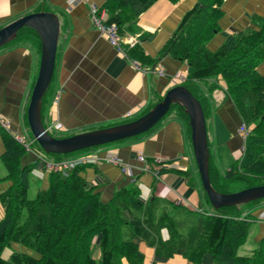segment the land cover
Segmentation results:
<instances>
[{"label": "trees", "instance_id": "1", "mask_svg": "<svg viewBox=\"0 0 264 264\" xmlns=\"http://www.w3.org/2000/svg\"><path fill=\"white\" fill-rule=\"evenodd\" d=\"M153 1L105 0L100 6L105 11L103 22L115 24L125 54L141 65L154 66L155 60L165 54L185 61L189 70L180 84L199 100L205 119L209 108L205 92L217 87V78H221L224 98L232 102L250 130L240 156L223 173L214 170L209 156L210 183L219 192L264 184V73L256 69L264 60V11L253 13L248 26L226 32L221 45L211 51L206 44L218 30L224 0H196L157 56L150 58L136 42L129 45L123 37L134 29L139 14ZM18 41L36 44L40 51L39 37L30 27H21L3 46ZM49 92L50 83L42 96L41 114ZM161 98L155 95L148 109ZM170 114L183 119L190 133L188 117L178 104H171L156 124ZM1 128L4 150L0 161L6 172L0 178V183H5L0 189V264H123V259L128 264H141L134 237L153 247L157 256L179 254L192 264H264V234L249 253H238L250 232L251 210L264 198L246 203L248 206L208 212L154 194L143 201L133 180L102 200L96 187L80 175L85 165L73 168L67 176L58 172L44 175L47 185L29 197L30 177L38 162L33 158L24 161L26 148ZM50 155L59 159L62 154ZM162 229L167 231L165 239ZM95 237L98 258L91 254ZM5 250L9 251L6 257ZM205 253L211 256L209 263L202 259Z\"/></svg>", "mask_w": 264, "mask_h": 264}, {"label": "crops", "instance_id": "2", "mask_svg": "<svg viewBox=\"0 0 264 264\" xmlns=\"http://www.w3.org/2000/svg\"><path fill=\"white\" fill-rule=\"evenodd\" d=\"M94 1L101 6L105 0ZM195 1L154 0L139 14L134 29L123 37V42L133 39L145 55L155 58ZM262 1L264 4V0H224V15L217 22L218 30L207 41V48L214 51L221 45L223 31L248 26L253 13L264 11V7L260 12L256 5ZM40 10L54 12L59 18L50 92L41 114L46 126L52 122L61 124L63 129L51 131L53 134L67 136L131 120L148 109L155 95L162 96L168 88L180 84L173 77L177 71L188 73L185 61L168 54L155 60L164 67V76L144 73L134 67L110 44L90 18L87 4L81 0H0V27L18 16ZM40 52L41 43L40 51L36 44L32 46L22 41L0 47V116L8 121L12 133L28 138L33 136L27 122V106ZM256 69L264 73V60ZM211 91L204 90L209 100L206 116L208 147L214 170L223 173L242 152L243 140L237 130L241 120L228 98L214 101ZM3 150L0 132V154ZM108 150L128 165L127 172L104 161L87 164L80 170V175L96 187L102 200L109 199L116 189L134 180L143 201L154 194L192 209L214 210L201 185L190 133L180 117L170 114L133 138L92 148L99 156ZM139 153L148 158L158 156L173 165H161L157 175L140 171V163L136 160ZM32 158V154L26 153L23 160L28 162ZM5 172L4 166L0 168V178ZM33 175L38 178L41 188L47 185L44 175L34 172ZM4 186L5 183H0V189ZM251 214L250 231L257 241L264 234V202L255 205ZM161 236L167 237L166 229L161 230ZM133 240L142 255L141 264H192L179 254L157 256L153 247L137 237ZM91 249L92 256L98 258L97 237L93 239ZM202 259L209 263L211 256L205 253ZM123 264L128 262L123 259Z\"/></svg>", "mask_w": 264, "mask_h": 264}, {"label": "water", "instance_id": "3", "mask_svg": "<svg viewBox=\"0 0 264 264\" xmlns=\"http://www.w3.org/2000/svg\"><path fill=\"white\" fill-rule=\"evenodd\" d=\"M23 26L32 28L41 43L38 71L27 106V122L33 138L43 151L68 154L137 136L151 129L174 103L180 105L188 117L193 157L210 205L214 209H219L264 198V184L252 185L232 192H219L212 187L209 178L210 153L206 119L199 100L182 84L168 88L158 102L131 120L62 137L50 134L41 119V100L53 74L59 18L54 12L46 10L18 16L0 27V47L14 39ZM225 33L222 32L223 35Z\"/></svg>", "mask_w": 264, "mask_h": 264}, {"label": "built area", "instance_id": "4", "mask_svg": "<svg viewBox=\"0 0 264 264\" xmlns=\"http://www.w3.org/2000/svg\"><path fill=\"white\" fill-rule=\"evenodd\" d=\"M81 1L87 4L90 18L98 26L101 32L105 34L110 44L114 45L118 51L122 52V54H124L127 57L120 43L121 38L117 34L115 24L113 23L104 24L103 22L105 18L104 9L100 8V6L94 0H81ZM127 43H129V45H133L135 41L133 39H129ZM128 59L131 61L134 67H136L137 69L141 70L144 73L151 72L158 76L165 75L164 67L160 64H156L154 66H144L135 60H132L130 58ZM173 77L178 83H181L186 79L187 73L185 71H177L173 75ZM217 84L218 86L212 89L211 91V99L214 101H220L221 99L224 98L225 95L224 93L225 86L223 81H221L220 77L217 78ZM0 126L5 130L9 131L8 121L2 116H0ZM58 126L59 124L56 123L55 127L59 128ZM46 130H48V127L46 128ZM237 130L244 144V140L248 134L249 129L246 126V124L241 121ZM12 135L18 142H20L26 148L28 153L32 154L33 159H36V161L38 162L37 167L33 170L35 174L46 175L50 172H58L62 176H67L71 172V170L77 166L99 163L102 161L117 166L122 172H127L128 170V165L124 161H122L121 158L118 157L116 153L110 150L106 151L103 156H99L96 151H92L93 147H91L88 148L89 150L87 151L78 152L70 155H64L61 156L59 159H53L45 155L42 152V149L38 148L35 145V139L33 137L28 138L22 134H14V133H12ZM243 144H242V149H243ZM136 160L140 163V167H139L140 171L152 172L154 175L158 174L159 167L161 165L163 166L166 165L169 167L173 165L171 164V162H165L161 160L158 156H153L151 158H148L142 153L136 155Z\"/></svg>", "mask_w": 264, "mask_h": 264}, {"label": "rangeland", "instance_id": "5", "mask_svg": "<svg viewBox=\"0 0 264 264\" xmlns=\"http://www.w3.org/2000/svg\"><path fill=\"white\" fill-rule=\"evenodd\" d=\"M258 4V10L261 12L262 11V8L264 7L263 5V1L262 2H260V3H256V5ZM56 123H58L59 124V128H56L55 127V124ZM247 127H248V129L250 130V127L248 126V125H246ZM44 127L45 128H47L48 127V132H53L54 130H62L63 128H62V126H61V124L59 123V122H52L51 124H49L48 126H46V125H44ZM50 127V128H49ZM8 128H9V126H8ZM4 129V128H3ZM5 130V129H4ZM7 132H9V133H11L12 134V132L10 131V129H9V131L8 130H6ZM249 132V131H248ZM111 144H113V143H108V144H104V145H111ZM36 145V144H35ZM87 150H89V149H81V150H78V151H74V152H71V153H68V154H62L61 156H63V155H70V154H74V153H78V152H83V151H87ZM243 150V149H242ZM42 152L45 154V155H47L48 157H50L51 155H50V153H48V152H45V151H43L42 150ZM0 168H3V165H2V163H1V161H0ZM38 182H39V180H38V178L36 177V176H33V175H31V177H30V185H29V188H28V196L29 197H33L34 196V194L36 193V191H37V189L40 187V184H38ZM242 206L244 207V206H248V204H246V203H244V204H242ZM213 209V208H212ZM255 245H256V240L252 237V233H251V231L249 232V234H248V237H247V239H246V241H245V243L244 244H242L241 246H240V248L238 249V253H240V254H245V253H249L251 250H252V248L253 247H255ZM21 248V247H20ZM9 254V251L8 250H5L4 251V253H3V256L4 257H6L7 255Z\"/></svg>", "mask_w": 264, "mask_h": 264}]
</instances>
